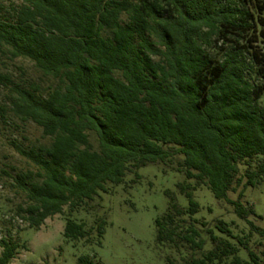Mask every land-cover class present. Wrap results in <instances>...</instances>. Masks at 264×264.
Returning <instances> with one entry per match:
<instances>
[{"label": "trees", "instance_id": "16d2710c", "mask_svg": "<svg viewBox=\"0 0 264 264\" xmlns=\"http://www.w3.org/2000/svg\"><path fill=\"white\" fill-rule=\"evenodd\" d=\"M3 57L33 61L56 84L15 83L1 70ZM1 90H8L1 122L32 121L49 140L11 143L36 167L8 172L26 198L18 215L29 228L67 206L64 237L101 246L106 219L89 229L73 213L95 209L101 192L127 174L139 178L141 167L176 161L188 205L166 191L167 210L155 220L159 246L175 249L184 264H261L254 251L245 259L215 235L218 245L201 253L194 191L207 186L243 220L255 213L240 199L264 181V0H12L6 13L0 7ZM250 224L264 238V228ZM0 245V264L21 248L12 238Z\"/></svg>", "mask_w": 264, "mask_h": 264}, {"label": "rangeland", "instance_id": "374dc122", "mask_svg": "<svg viewBox=\"0 0 264 264\" xmlns=\"http://www.w3.org/2000/svg\"><path fill=\"white\" fill-rule=\"evenodd\" d=\"M12 0H0L1 14L10 8ZM2 71L12 75L15 83H39L43 89L54 86L56 81L45 77L37 69L35 63L27 58L19 57L11 61L3 57ZM1 90L0 103L8 102L6 92ZM264 105V94L260 99ZM4 124L0 119V241L12 238L20 243L15 258L9 264H77L82 255H90L94 264H169L167 256H172L176 264H184L175 249L161 247L156 241L155 220L162 216L168 207L167 190L173 191L183 206L188 199L181 194L178 183L185 181V176L177 170V162L169 164H148L138 170L139 178L129 173L120 184H109L107 192H101L92 204L95 209L90 211L80 208L72 218L84 222L87 228L95 227L96 219H106L105 232L101 246L90 245L85 239L76 243L64 237V228L69 217L66 206L61 214L45 220L39 229L29 228L28 223L18 215L19 205L26 204L22 193L12 186L13 178L9 176L18 170L33 169L32 162L20 155L11 144L13 140L24 147L38 146L48 143L43 130L32 121ZM91 142L97 147V138L90 134ZM244 169V168H242ZM194 183V181H190ZM242 187L237 192H230L232 200H238ZM195 199L200 204V211L195 216L196 225L201 229L205 241L201 253H205L218 245L213 236L228 239L239 248V254L249 259L248 252L259 255L264 263V238L260 236L250 221L257 227L264 228V181L255 187H248L242 203L252 208L248 220L240 218L232 204L217 199L207 186H199L194 191ZM223 221L231 234L219 229ZM240 239L244 242L241 244ZM94 242V239L92 240ZM186 250V249H185ZM2 247L0 245V254ZM191 252H185L189 256ZM231 257L233 256H229Z\"/></svg>", "mask_w": 264, "mask_h": 264}]
</instances>
